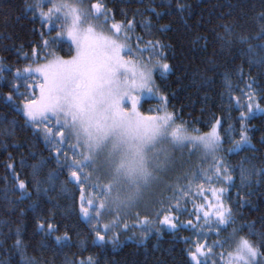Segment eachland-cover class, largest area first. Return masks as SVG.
<instances>
[{"label": "trees", "instance_id": "obj_1", "mask_svg": "<svg viewBox=\"0 0 264 264\" xmlns=\"http://www.w3.org/2000/svg\"><path fill=\"white\" fill-rule=\"evenodd\" d=\"M84 1L89 5L103 4L110 10L111 23H132L127 44L134 53L149 40H159L164 45L160 60L169 64L170 70H157L156 96L144 101L141 110L154 113L162 95L168 98V111L175 113L177 123L184 124L190 133H209L219 120L218 160L211 163L202 158L195 163V171L200 174L201 170H208L211 175L210 165L222 161L232 181L214 178L208 184L199 180L204 184L206 199L192 196L199 191L196 181L184 198L178 194L158 200L150 211L140 206L125 217L106 213L96 225L105 235V242L98 241L93 224L80 213L81 187L85 198L95 199L100 193L88 182L75 183L67 167L57 164L55 149L45 142L43 134L25 123L22 109L31 98L28 93L34 90L39 95L38 88L29 89L28 85H34L39 77L16 78L18 69L23 72L29 65L44 63L49 52L70 60L76 55L75 48L64 38L56 39L59 25L50 30L42 24L38 12L33 14L26 8V0H0V264H26L28 260L33 264H193L189 250H194L197 243L214 245L217 241L223 247H213L208 264H224L223 259L234 250L239 236L259 244L264 234V112L253 107L255 114L243 122L241 112L248 114L249 93L264 109V64L258 62L264 55L259 47L264 41L258 39L264 24V0ZM178 4L186 6L183 11ZM138 37L142 38L139 42ZM44 40L49 42L47 48ZM249 44L255 51H249ZM159 52L157 46L156 53L145 51L133 58L142 56L147 61L152 56L155 64ZM9 94L11 101L7 100ZM242 131H246L254 148L244 146L238 152L230 151L234 142L241 139ZM63 151L71 158L69 148ZM242 168L251 172V178L243 182ZM19 181H24L27 188L23 199ZM188 181L185 178L181 184L186 192ZM220 187L226 189L222 199L231 208L234 223L217 228L214 216L206 225L203 211L199 212V221L195 213L200 205L215 203L207 189ZM177 201L183 210L171 215L178 217L175 222L179 227L173 231L156 223L163 219L156 213L165 210L168 214L167 210ZM203 210L214 211L207 207ZM145 216L153 222L146 239L141 236L147 227L141 223ZM125 223L127 229L123 227ZM40 224L44 225L43 230ZM49 224L53 231L45 235ZM104 224L110 225L107 234L102 230ZM113 233L118 241L115 245L111 242ZM65 235L69 239L57 243L56 237ZM18 239L22 248L16 245Z\"/></svg>", "mask_w": 264, "mask_h": 264}, {"label": "snow or ice", "instance_id": "obj_2", "mask_svg": "<svg viewBox=\"0 0 264 264\" xmlns=\"http://www.w3.org/2000/svg\"><path fill=\"white\" fill-rule=\"evenodd\" d=\"M185 7L178 4L181 11ZM26 8L33 14L38 12L41 23L47 24L50 30L58 24L60 31L56 39L67 38L75 46L76 55L70 60H65L54 52H49L44 58V63H37L35 67L29 65L23 72L19 69L16 71L18 79L39 77L34 85H28L29 89L38 88L39 95L37 97L34 90L28 93L31 98L23 104L22 109L27 118L25 123L43 134L45 142L55 149L57 164L67 167L75 183L83 185L88 182L98 190L99 197L85 198L81 187L80 213L88 223L93 224L97 240L105 242V235L96 227L101 223L103 215L114 213L118 216L122 210L134 207L154 185L163 184L164 177L174 162L170 154L171 149L192 144L202 147L205 155L211 156L214 161L218 160L216 152L221 143L218 132L220 121H216L209 133L191 135L184 124L177 123L176 114L168 111V98L162 95L159 97L160 106L155 110V114L144 115L139 110L140 101L145 93H153L154 69L159 67L162 73L170 70V65L160 60V57L164 56V45L160 44L159 40H149L144 48H137L134 53L127 44L130 39L128 33L133 29L132 23H112L109 26L110 10L103 4L95 3L86 8L83 6V0H26ZM261 16L264 17V13H261ZM145 27L147 30L148 25ZM225 27L227 31V26ZM141 39L138 37V42ZM258 39L264 41V24L261 25ZM241 41L246 42V38L241 37ZM43 44L45 48L49 46L47 40H44ZM157 46L160 52L156 54L155 64L152 63V56H149L147 61L142 56L139 59L132 58L133 55L145 51L156 53ZM259 47L264 50V43ZM249 51H255L251 44ZM258 62L264 64V55H261ZM2 71L0 68V72ZM7 100H12L11 94ZM248 100V114L241 112L242 122L255 114L253 107L259 112H264V109L253 101L251 93L248 94ZM236 103L240 104L239 99ZM69 141L74 143L70 144ZM244 146L254 148L246 131L241 132V139L234 142L230 151L238 152ZM66 147L72 151L71 158L63 151ZM61 157L64 159L61 160ZM21 163L23 164V161ZM86 169L91 171H85ZM210 170L211 175L208 170H201L200 174L194 175L189 181L188 192L184 188L174 192L178 191L180 197L184 198L191 192L193 181L201 179L208 184L213 183L214 178L216 181L231 183L232 176L222 161L210 165ZM35 172L34 169V174ZM94 172L98 174L97 179L102 176L107 182L91 183ZM241 177L242 182L244 179H250L251 172L242 168ZM195 187L199 189L196 195L205 198L204 184L197 183ZM18 188L23 199L27 194L24 181H19ZM207 191L211 192L215 203L200 205L195 213L196 219H201L199 212L203 211L206 225L210 223L209 218L212 216L215 217L217 228L234 223L231 208L227 207L222 199L226 189L209 188ZM205 207L213 208L214 211L203 210ZM182 210L177 201L167 210L168 214H165V210L156 213L158 217L163 216V219L156 223L175 231L179 227L175 222L178 217L171 213ZM115 223L116 221H113V224ZM141 223L147 226L141 232L142 238L146 239L153 222L145 216ZM39 227L44 229L43 224ZM123 227L127 229L128 224L125 223ZM102 230L107 234L110 225L104 224ZM156 230L160 231L159 228ZM52 231L53 226L49 224L45 235L51 234ZM233 231L238 232L237 229ZM68 239L67 235L63 238L56 237L57 243ZM111 242L114 245L118 242L115 233ZM16 245L22 248L19 239ZM213 247H223V243H197L195 249L189 250L188 253L193 264H208L207 257L213 252ZM227 255L226 264H264V234H261L259 244L245 236H239L235 239L234 250ZM26 264L33 262L28 260Z\"/></svg>", "mask_w": 264, "mask_h": 264}, {"label": "rangeland", "instance_id": "obj_3", "mask_svg": "<svg viewBox=\"0 0 264 264\" xmlns=\"http://www.w3.org/2000/svg\"><path fill=\"white\" fill-rule=\"evenodd\" d=\"M69 2H76V0H69ZM83 6L87 8L90 5L86 1L83 0ZM100 23H103V21H100ZM111 24L112 23L108 21V25L110 26ZM64 40L71 44V42L68 41L67 38H64ZM71 45H73V44H71ZM73 47L75 48L74 45H73ZM35 66L36 65H34L33 67H35ZM157 70L162 72V69H160L159 67H156L154 69L153 80L155 82V87L153 89V93H151V94L145 93L143 98L141 99L140 106H139V110L141 112H142L141 107H142L143 102L153 98L154 96H156L155 95L156 94V92H155V89H156L155 76H156V74L155 73L157 72ZM143 114L144 115H152V114H155V111H154V113L146 112ZM218 132L220 133L219 128H218ZM190 134L191 135H204V134H193V133H190ZM220 145H221V143H220ZM220 148L221 147L219 146L218 150H220ZM170 154L173 157L174 162H173V165L171 167V170H169L164 177L165 182L163 184L154 185L150 190L145 192L143 195V198L134 207L128 208L127 211H122L118 216L113 213V215L115 217H125L126 215H129L130 213L134 212L135 208H138L140 206L144 207L147 211H150L149 209L152 208V205H154L156 203V201H158V200L159 201H165L166 199L173 198L175 195L179 194L178 191L174 192V190L181 188V184H182L183 179L189 178V181H191L192 177L194 175H198L196 173L197 171H195V163L198 160L204 158L206 160H209L211 163L214 161L211 156L205 155V152H204L202 147L193 146L192 144H188L187 146L181 147V148L171 149ZM216 154H217V152H216ZM97 177H98V174L95 173V175L91 179V183L103 184V183L107 182L102 176H100L99 179H97ZM189 181H188V183H189ZM195 182L196 181H193V184ZM197 183H201V182L197 181L196 184ZM196 193L197 192H193L192 196L193 197L197 196ZM108 214H110V213H108ZM120 215H124V216H120ZM223 260H224V264H226V261L228 260V256H226Z\"/></svg>", "mask_w": 264, "mask_h": 264}]
</instances>
